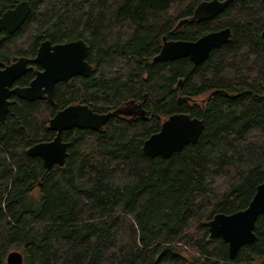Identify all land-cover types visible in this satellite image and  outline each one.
<instances>
[{"label":"trees","instance_id":"obj_1","mask_svg":"<svg viewBox=\"0 0 264 264\" xmlns=\"http://www.w3.org/2000/svg\"><path fill=\"white\" fill-rule=\"evenodd\" d=\"M22 0H0V17ZM14 33L0 31V62L32 60L40 43L88 45L90 76L59 81L53 102L10 97L0 123V264H264V218L256 240L230 259L210 238L218 213L247 208L264 181V0H234L208 20L189 19L204 0H26ZM229 27L230 42L194 64L153 61L167 40L195 41ZM15 82L27 86L40 69ZM111 115L99 130L62 133L65 163L47 169L28 154L54 139L49 121L73 104ZM175 113L204 120L194 143L170 157L142 146Z\"/></svg>","mask_w":264,"mask_h":264},{"label":"water","instance_id":"obj_2","mask_svg":"<svg viewBox=\"0 0 264 264\" xmlns=\"http://www.w3.org/2000/svg\"><path fill=\"white\" fill-rule=\"evenodd\" d=\"M234 0H204L195 8L189 19H183L174 30L187 20H208L221 13ZM31 7L28 1L22 0L15 7L7 9L0 17V31L14 33L25 22ZM229 27L211 31L195 41L167 40L153 61H174L188 57L194 64L206 60L210 52L230 42ZM264 37V32L262 33ZM87 43L77 39L65 43L52 44L43 40L36 56L30 60L21 56L12 63L2 66L0 62V123L5 121L9 111L10 97L16 95L21 99L34 101L46 96L50 102L54 100L55 86L59 81H69L75 76H90L93 66L86 60ZM30 62L41 67L35 71V77L27 86H17L15 82L26 72L32 70ZM113 114L139 115L147 118L140 105L133 110L118 109L114 112L98 113L88 105L73 104L56 112L49 121V128L56 132L51 141L36 143L27 152L40 157L44 166L51 169L54 165L62 167L65 163L68 144L63 141L62 133L72 128L101 129ZM204 129V120L185 113H175L166 118L158 132L147 138L142 146L144 155L148 157H170L185 146L194 143ZM264 218V181L260 183L247 208L232 214L218 213L208 222L210 238H221L228 245L230 259H235L240 248L256 240L254 233L258 217ZM7 264H24V256L18 250L10 251L6 256Z\"/></svg>","mask_w":264,"mask_h":264},{"label":"flooded vegetation","instance_id":"obj_3","mask_svg":"<svg viewBox=\"0 0 264 264\" xmlns=\"http://www.w3.org/2000/svg\"><path fill=\"white\" fill-rule=\"evenodd\" d=\"M29 65L32 66L30 63H29ZM35 65H37V64H35ZM37 66L40 67L39 65H37ZM32 69H33V66H32ZM40 69H41V67H40ZM40 69L38 68V69H36V70H40ZM36 70H35V71H36ZM30 71H31V70H30ZM17 86H18V85H17Z\"/></svg>","mask_w":264,"mask_h":264},{"label":"rangeland","instance_id":"obj_4","mask_svg":"<svg viewBox=\"0 0 264 264\" xmlns=\"http://www.w3.org/2000/svg\"><path fill=\"white\" fill-rule=\"evenodd\" d=\"M12 251V250H11Z\"/></svg>","mask_w":264,"mask_h":264}]
</instances>
